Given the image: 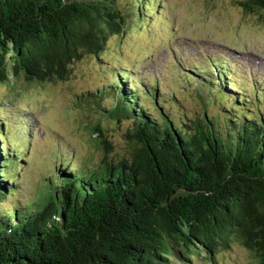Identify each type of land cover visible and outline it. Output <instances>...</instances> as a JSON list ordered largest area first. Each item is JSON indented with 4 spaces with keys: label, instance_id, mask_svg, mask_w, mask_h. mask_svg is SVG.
Here are the masks:
<instances>
[{
    "label": "trees",
    "instance_id": "trees-1",
    "mask_svg": "<svg viewBox=\"0 0 264 264\" xmlns=\"http://www.w3.org/2000/svg\"><path fill=\"white\" fill-rule=\"evenodd\" d=\"M120 1L0 0V88L13 87V80L63 82L86 58L101 62L109 38L123 35L147 10V0H127L122 9ZM239 6L264 21V0ZM112 87L110 105L101 99L106 90L81 99L97 115L86 129L97 135L100 161L80 170L63 164L32 201L16 200L12 208L6 203L17 193L13 170L26 149L0 141V264H172L199 256L218 264L219 250L232 244L264 264V117L257 116L258 106L235 113L226 102L237 103L236 95L219 84L231 94L221 102L227 115L221 127L217 117L181 119L160 107L154 114L128 82ZM148 91L155 99V90ZM103 121L127 123L119 130L127 151L117 163Z\"/></svg>",
    "mask_w": 264,
    "mask_h": 264
},
{
    "label": "rangeland",
    "instance_id": "rangeland-1",
    "mask_svg": "<svg viewBox=\"0 0 264 264\" xmlns=\"http://www.w3.org/2000/svg\"><path fill=\"white\" fill-rule=\"evenodd\" d=\"M121 1V9L128 7L127 0ZM241 1L163 0L165 8L157 6L153 16L150 13L154 9L145 11L142 19L130 24L123 35L111 36L101 62L92 56L86 58L73 66L66 81L27 85L13 80V87H1L0 118L6 121L0 137L2 144L22 150L27 138L20 136L21 127L27 125L32 133L26 161L18 162L19 167L13 170L18 177L17 193L8 199L6 207L17 205L16 200L20 204L32 201L48 175L61 169V160L77 170L84 166L93 168L100 161L102 152L93 141L97 135L86 129L94 125L97 115L92 112L91 103L81 99L86 92L98 97L99 92L109 89L114 64L122 69L132 68L144 84H158L167 95L163 96L165 99L180 102L169 109L176 117H217L218 124L225 126L227 115L220 112V104L226 97L220 94L216 82L198 80L192 69L207 70L210 62L216 60L229 64L238 79L264 86V21L257 14L244 12L239 6ZM101 99L106 106L112 101L107 94ZM145 103L154 114L159 113L151 100L146 99ZM258 105L262 109L264 102ZM262 113L264 117V108ZM126 124L103 121L100 128L113 146L111 158L115 163L127 151L119 131ZM58 141L62 144L57 145ZM216 258L218 264H256L250 251L237 244L219 250ZM172 264L209 263L199 256L191 263L173 260Z\"/></svg>",
    "mask_w": 264,
    "mask_h": 264
}]
</instances>
